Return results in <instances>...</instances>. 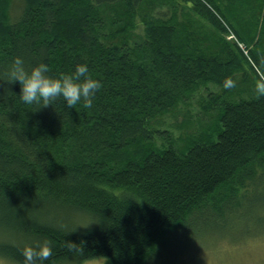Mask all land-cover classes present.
<instances>
[{
  "label": "trees",
  "instance_id": "obj_1",
  "mask_svg": "<svg viewBox=\"0 0 264 264\" xmlns=\"http://www.w3.org/2000/svg\"><path fill=\"white\" fill-rule=\"evenodd\" d=\"M177 1L211 31L189 26ZM255 3L263 13L228 16L213 0H0V259L50 250L34 264H157L191 218L244 207L264 233V46L250 63L237 43L209 39L225 32L221 17L252 42L264 24ZM17 55L53 76L87 63L102 81L93 106L25 105L6 79ZM237 67L253 79L246 97L228 91ZM204 82L220 87L202 103L215 130L179 150L159 119Z\"/></svg>",
  "mask_w": 264,
  "mask_h": 264
},
{
  "label": "rangeland",
  "instance_id": "obj_2",
  "mask_svg": "<svg viewBox=\"0 0 264 264\" xmlns=\"http://www.w3.org/2000/svg\"><path fill=\"white\" fill-rule=\"evenodd\" d=\"M213 1L221 4L222 10L224 11L223 13L225 14V12H227L226 14H228V16L231 8L233 13H237L238 11L243 14L247 12V10L263 13V5H257L255 0H237L234 2L233 6H228L226 3L227 1L224 0ZM175 3H177L181 9H185V18L183 20H185L189 26L193 27L200 35L211 31V23L202 16L196 15L194 11H192L193 8L191 5L186 3L181 4L179 1ZM163 8L166 9L167 5H164ZM220 20L225 27V32L215 35L213 33L209 34L212 46L217 45L219 36L222 38L224 37L231 43H237L248 61L252 63L253 61L249 52L250 49L264 46V24L261 21V15H259L258 21L262 28H260L259 34L253 37L254 40L252 42H246L244 39L238 38L235 32L226 24V21L221 17ZM261 60H264V52L262 53ZM242 69L240 67L236 68L234 80L229 90L227 89L235 94L234 96L236 98L246 97V92L254 89L252 87L253 79L251 74H248V77L244 78ZM219 88L220 87L213 82H204L191 91L186 103L179 102L169 113L161 115L159 119V122L162 124L161 127L168 130V133L174 140L175 146L179 150L184 151L194 143L197 138L201 139L200 134L206 133L209 135V133L214 132L215 128L212 123L209 122L204 127L201 125L202 120L207 121L206 114L202 112V103L206 102L208 92L218 91L220 90ZM156 142L159 147L162 146L163 141L161 138L158 139L157 137ZM198 217L191 218L185 227H181L176 233L169 236L170 244L160 249L159 254L161 256L158 259L156 258L154 261L155 263L264 264V233L258 232L260 229L256 223L258 219L255 220L253 214L247 212L245 207L244 212L240 210L238 212L229 213L224 220L211 219L214 217H207L206 215ZM205 218H208V223L201 221ZM191 235L194 238L189 241L187 245L185 240H188ZM102 261V258H94L80 264H102ZM0 264L14 263L0 259Z\"/></svg>",
  "mask_w": 264,
  "mask_h": 264
},
{
  "label": "clouds",
  "instance_id": "obj_3",
  "mask_svg": "<svg viewBox=\"0 0 264 264\" xmlns=\"http://www.w3.org/2000/svg\"><path fill=\"white\" fill-rule=\"evenodd\" d=\"M49 64L41 61L25 67L22 56H15L6 71L9 83L18 82L20 85L18 97L25 105L37 108L52 105L57 98H62L68 107L82 104L91 108L102 81L90 73L87 63H77L70 72L50 75ZM259 93L264 94V81L257 86ZM50 250L26 254L25 264H34L37 256L47 257Z\"/></svg>",
  "mask_w": 264,
  "mask_h": 264
}]
</instances>
